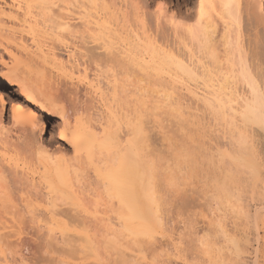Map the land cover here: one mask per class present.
Wrapping results in <instances>:
<instances>
[{
    "label": "bare ground",
    "instance_id": "obj_1",
    "mask_svg": "<svg viewBox=\"0 0 264 264\" xmlns=\"http://www.w3.org/2000/svg\"><path fill=\"white\" fill-rule=\"evenodd\" d=\"M174 1L0 0V220L10 223L0 232V257L7 264L11 246L24 259L43 250V262L79 264L56 256L60 238L85 240L89 264H105V251L115 264L156 263L149 256L165 224L159 169L145 154L146 109L123 95L125 79H171L190 106L225 124L222 154L252 166L237 123L264 134V0ZM55 71L69 84L60 105L46 91ZM6 114L17 141L5 131ZM52 119L55 149L35 153V137ZM123 125L132 135L125 141ZM218 188L214 200L234 207L229 190ZM77 221L89 227H71Z\"/></svg>",
    "mask_w": 264,
    "mask_h": 264
},
{
    "label": "rangeland",
    "instance_id": "obj_2",
    "mask_svg": "<svg viewBox=\"0 0 264 264\" xmlns=\"http://www.w3.org/2000/svg\"><path fill=\"white\" fill-rule=\"evenodd\" d=\"M174 3L176 4V1ZM59 51L62 53V49H58V53ZM36 69L40 70V67ZM52 73L51 75L55 74L50 75L53 77L51 78L53 87L46 88V91L48 89L52 91L51 94L55 93L54 100L57 101L55 103L60 105L69 84L66 79L59 77L56 71ZM50 76H48L49 82ZM149 79L142 77L140 80L143 81H140L137 76L131 77V80L125 79L128 84H125V87L128 90L125 89L123 95H128L129 99L139 98L138 100L143 102H141L142 108L146 109V116L149 117L143 124L147 135L145 143L147 153L145 149L144 153L155 158L159 169L157 190L162 205L160 206L161 218L164 220L162 223L165 224L162 225V233L157 235L155 241L158 250L149 256L150 260L154 259L155 264H264L263 132L254 123H237L239 128L248 134L246 148L249 154L246 151L245 153L250 155L247 156L248 163L249 161L253 163L251 167L240 162L237 165L222 154L221 148L228 143L225 137L226 127L222 121L214 120V116L209 111H200L190 106L188 96L175 91L171 79L156 78L151 79L152 81ZM45 83L47 86L50 85ZM8 93L15 97L12 91ZM49 94L47 95L50 97ZM93 105L97 106L95 103ZM144 105L150 110L147 111ZM8 114L4 117L5 131L9 128L10 131L6 132L17 141L19 128H15L16 125L12 124V116ZM98 118L92 120L93 123L100 122ZM54 123L53 119L48 122V132L45 135L39 136L37 133L38 139L35 137L37 142L31 145L33 147L34 144L35 153L46 148L53 153L57 144L53 138L56 137L58 128ZM127 129L126 125H123L121 132L124 141L132 137L127 133ZM221 186L226 187L228 193L233 195L234 207L228 204L219 205L214 200L219 191H216V188L219 189L218 187ZM42 198L46 201L43 195ZM44 200H41L43 203L40 201L41 206L44 205ZM64 208L68 209V205ZM236 209L242 212L237 213ZM110 221L115 222V218L112 217ZM9 225L6 219L0 220V232L8 230ZM71 227L85 229L89 226L77 221L73 222ZM56 242L58 245L55 242L54 244L60 248L56 256L65 258L71 263L89 264L94 261L90 251L87 252V249L83 248L86 244L85 240L68 239L65 242L60 238ZM67 242L70 245L66 244ZM16 250L17 246H11L7 251L9 264H54L41 261L43 250L39 257L29 256L26 259L16 254ZM106 252L102 256V262L115 264L112 259L113 254L110 255V251L109 254ZM0 264L7 262L0 257ZM129 264L143 263L131 261Z\"/></svg>",
    "mask_w": 264,
    "mask_h": 264
}]
</instances>
